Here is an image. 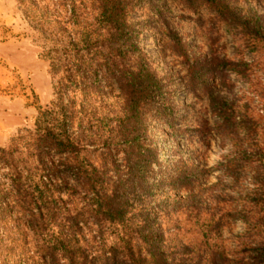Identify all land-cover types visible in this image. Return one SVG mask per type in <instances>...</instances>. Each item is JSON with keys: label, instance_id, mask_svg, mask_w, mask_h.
Masks as SVG:
<instances>
[{"label": "trees", "instance_id": "16d2710c", "mask_svg": "<svg viewBox=\"0 0 264 264\" xmlns=\"http://www.w3.org/2000/svg\"><path fill=\"white\" fill-rule=\"evenodd\" d=\"M87 1L94 11L89 19L83 15L85 6L79 0L60 1V5L67 6L69 16L55 21L58 28L53 45L41 52L49 62L50 73L58 80L51 108H37L33 123L35 144H24L19 153L13 147L0 148V169L6 170L0 174V264H264V244L250 250L256 257L230 259L218 248H205L195 255L183 246L178 253L167 254L156 224L148 236L150 228L140 216L142 209L133 213L127 194L121 191L126 190L125 185L129 188L139 184L151 164L158 163L151 144L144 143H151V139L145 138L143 114L153 111L158 117L169 115V92L136 46L137 33L126 21L142 0ZM185 1L214 12L232 39L240 31L247 37L243 47L252 51L256 43L264 46V27L259 17L253 23L242 20L229 0ZM165 31L175 51L186 59L180 38ZM129 57L135 58L132 65H126ZM203 68L201 71L202 68L188 66L192 83L204 85L207 74L222 73L219 68L246 81L250 65L241 60L214 58L210 66ZM98 72L108 90L116 91L121 98L123 116L107 120L105 123L112 121L115 125L103 133L99 131V126H104L102 119L88 120L82 129L85 136L67 133L73 120L75 127L81 128L84 102L76 107V96L84 100L87 95L105 94ZM66 94L70 98L64 104ZM208 103L211 114L219 120L214 126L216 135H229L232 143V151L217 169L223 167L238 174L247 167L259 177L249 203L252 207L262 205L260 190L264 182L259 173L264 167V154L241 144L253 135V128L241 117L236 122L233 107L223 106L212 96H208ZM238 131L243 133L242 139L237 138ZM95 143L101 144L108 158L113 157L109 144L124 145L120 163L112 161V174L104 165L96 167L82 155L85 148L81 144ZM48 152L67 155L62 171L75 186L66 190V202L59 198L55 178L59 171L43 161ZM32 156L37 157L35 162L30 160ZM188 172L185 178H169L167 191L179 192L184 185L189 186L195 170L189 168ZM257 227L264 229L263 217L252 225Z\"/></svg>", "mask_w": 264, "mask_h": 264}, {"label": "rangeland", "instance_id": "374dc122", "mask_svg": "<svg viewBox=\"0 0 264 264\" xmlns=\"http://www.w3.org/2000/svg\"><path fill=\"white\" fill-rule=\"evenodd\" d=\"M60 1L0 0V112L8 111L15 117L10 130L0 132V148L13 147L19 153L24 144H35L33 123L37 108L49 109L55 101L58 76L50 73L49 62L41 52L53 45L58 28L55 21L69 16L67 6L60 5ZM79 1L85 6L83 15L89 19L94 11L87 0ZM229 5L237 10V17L250 23L259 17L264 27V0H229ZM126 21L137 33L136 46L169 92L170 106V114L164 117L153 111L143 114L145 138L151 139V143H144L151 144L158 163L151 164L139 184L129 188L125 185L126 190L121 191L127 194L132 212L142 209L140 216L150 228L148 236L154 230L152 225L159 226L167 254H176L187 246L195 255L205 248H218L230 259L256 257L250 250L264 244V229L252 225L264 218V203L252 207L249 198L259 177L247 167L238 174L223 167L217 169L232 151V143L229 135H216L214 126L219 120L211 114L208 96L225 107H233L236 122L241 117L251 125L253 135L241 144L264 154V46L256 43L252 51L243 47L247 37L240 31L232 39L214 12L185 0H142ZM166 29L180 38L186 59L175 51ZM214 58L248 63V79H239L219 68L222 73L207 74L204 85L192 83L188 66L202 71ZM134 60L129 57L126 65H132ZM97 75L105 94L87 95L84 100L76 96V107L84 102L81 128L75 127L73 120L67 133L85 136L84 124L100 119L104 126H99V131L103 133L115 125L112 121L105 123L107 120L123 116L121 98L116 91L108 90L101 72ZM69 95L64 96V104ZM236 136L242 139L243 133L238 131ZM109 145L113 157L108 158L101 144H81L85 148L82 155L92 165H104L112 174V161L120 163L124 145ZM48 154L43 161L59 171L55 177L59 198L66 202V190L75 186L62 171L67 155ZM30 160L35 162L37 157ZM261 160L264 165V157ZM189 168L195 170L191 174L194 181L179 192L167 191L169 178H185ZM5 171L0 169V174ZM259 174H263L264 182V167ZM260 193L264 198V187ZM134 221L139 223L137 217Z\"/></svg>", "mask_w": 264, "mask_h": 264}, {"label": "crops", "instance_id": "0c3cea01", "mask_svg": "<svg viewBox=\"0 0 264 264\" xmlns=\"http://www.w3.org/2000/svg\"><path fill=\"white\" fill-rule=\"evenodd\" d=\"M9 114L10 113L8 111H6L5 113H3L2 111L0 112V132H3V130H10L11 126L15 124V117Z\"/></svg>", "mask_w": 264, "mask_h": 264}]
</instances>
